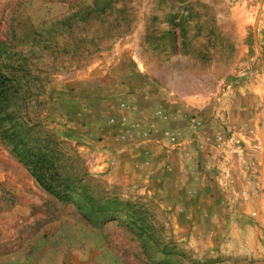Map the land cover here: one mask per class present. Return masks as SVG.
Here are the masks:
<instances>
[{"label":"rangeland","instance_id":"374dc122","mask_svg":"<svg viewBox=\"0 0 264 264\" xmlns=\"http://www.w3.org/2000/svg\"><path fill=\"white\" fill-rule=\"evenodd\" d=\"M0 73L69 194L0 141V264L264 252V0H0Z\"/></svg>","mask_w":264,"mask_h":264},{"label":"trees","instance_id":"16d2710c","mask_svg":"<svg viewBox=\"0 0 264 264\" xmlns=\"http://www.w3.org/2000/svg\"><path fill=\"white\" fill-rule=\"evenodd\" d=\"M0 73V141L10 149L13 156L28 168L35 182L48 194L66 200L69 197L64 182L54 177L48 161L27 145L14 125L15 117L7 112L8 100L15 93L13 86Z\"/></svg>","mask_w":264,"mask_h":264},{"label":"crops","instance_id":"0c3cea01","mask_svg":"<svg viewBox=\"0 0 264 264\" xmlns=\"http://www.w3.org/2000/svg\"><path fill=\"white\" fill-rule=\"evenodd\" d=\"M248 260L253 262L252 264L256 263V264H264V252L259 251L255 253H250L248 255ZM247 262V261H246Z\"/></svg>","mask_w":264,"mask_h":264},{"label":"built area","instance_id":"2783aa9c","mask_svg":"<svg viewBox=\"0 0 264 264\" xmlns=\"http://www.w3.org/2000/svg\"><path fill=\"white\" fill-rule=\"evenodd\" d=\"M228 154H233V150L232 149H229Z\"/></svg>","mask_w":264,"mask_h":264}]
</instances>
